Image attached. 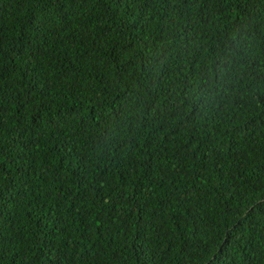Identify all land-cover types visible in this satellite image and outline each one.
Listing matches in <instances>:
<instances>
[{
  "label": "trees",
  "instance_id": "obj_1",
  "mask_svg": "<svg viewBox=\"0 0 264 264\" xmlns=\"http://www.w3.org/2000/svg\"><path fill=\"white\" fill-rule=\"evenodd\" d=\"M0 264H264V0H0Z\"/></svg>",
  "mask_w": 264,
  "mask_h": 264
},
{
  "label": "clouds",
  "instance_id": "obj_2",
  "mask_svg": "<svg viewBox=\"0 0 264 264\" xmlns=\"http://www.w3.org/2000/svg\"><path fill=\"white\" fill-rule=\"evenodd\" d=\"M231 52H225L224 54V63L220 64L217 63L216 66L211 69L212 76L210 78V83L211 81H215V83H219L222 79V77L226 76L229 72V65L231 64Z\"/></svg>",
  "mask_w": 264,
  "mask_h": 264
}]
</instances>
